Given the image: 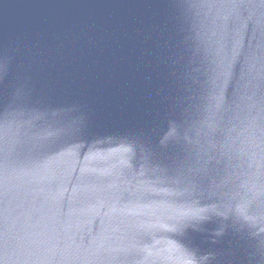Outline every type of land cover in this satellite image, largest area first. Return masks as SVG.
Here are the masks:
<instances>
[{
  "label": "water",
  "instance_id": "95a60500",
  "mask_svg": "<svg viewBox=\"0 0 264 264\" xmlns=\"http://www.w3.org/2000/svg\"><path fill=\"white\" fill-rule=\"evenodd\" d=\"M0 264H264V0H0Z\"/></svg>",
  "mask_w": 264,
  "mask_h": 264
}]
</instances>
